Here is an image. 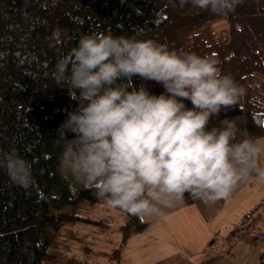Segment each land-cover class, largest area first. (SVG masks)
Segmentation results:
<instances>
[{"label":"trees","instance_id":"1","mask_svg":"<svg viewBox=\"0 0 264 264\" xmlns=\"http://www.w3.org/2000/svg\"><path fill=\"white\" fill-rule=\"evenodd\" d=\"M222 18L228 26L212 30ZM94 33L150 38L180 53L214 57L244 94L208 124L242 116L247 133L264 138V0H242L228 15L196 8L191 0H0V154L14 152L29 173L25 186L0 166V264H56L47 228L57 236L77 222L104 226L85 212V203L105 201L91 186L78 193L63 174L59 138L60 125L79 101L67 79L58 83L57 65L82 36ZM141 85L155 95L165 91L139 76L126 84ZM125 214L123 242L148 226L142 216ZM252 232L244 234L249 241H264V232ZM112 255L119 261L120 249Z\"/></svg>","mask_w":264,"mask_h":264},{"label":"clouds","instance_id":"2","mask_svg":"<svg viewBox=\"0 0 264 264\" xmlns=\"http://www.w3.org/2000/svg\"><path fill=\"white\" fill-rule=\"evenodd\" d=\"M191 3L228 15L242 0ZM135 76L165 91L126 86ZM65 79L79 103L59 128L62 164L109 207L163 218L186 194L216 203L241 184H264V142L234 120L207 127L244 94L214 57L180 53L150 38L94 33L82 36L70 58L58 63V83ZM0 166L27 185L28 169L14 152L0 154Z\"/></svg>","mask_w":264,"mask_h":264},{"label":"crops","instance_id":"3","mask_svg":"<svg viewBox=\"0 0 264 264\" xmlns=\"http://www.w3.org/2000/svg\"><path fill=\"white\" fill-rule=\"evenodd\" d=\"M226 120L236 121L240 130L247 133L242 116ZM222 121L210 123L207 127L209 130L222 127ZM259 139L264 142V138ZM253 190L262 194L264 199V184L248 182L241 184L228 199L216 203L191 200L186 194L185 202L166 209L163 218L142 216L148 223L147 228L133 234L126 242L122 241L119 261L111 253L108 264L231 263L236 260L237 252V249L231 251V246L235 247L240 240L249 241L251 237L244 234H253L256 224L260 226L259 232H264V222L260 224L258 217L252 221L253 217L247 214L255 205ZM217 244L225 249L213 255ZM258 244L264 247V241Z\"/></svg>","mask_w":264,"mask_h":264},{"label":"rangeland","instance_id":"4","mask_svg":"<svg viewBox=\"0 0 264 264\" xmlns=\"http://www.w3.org/2000/svg\"><path fill=\"white\" fill-rule=\"evenodd\" d=\"M228 23L229 20L227 18H222L212 22L211 27L212 30L219 31L227 27ZM62 169L63 174L75 183L78 193L82 188L88 186L77 180L63 164ZM253 192L252 201H254L255 205L247 214L253 217L252 221L258 217L257 221L261 224L264 222V199L262 194H258L255 190ZM260 197L263 200H260ZM85 206H89L88 209H85V212L94 218L102 220L104 226L94 223L77 222L63 229L57 236H53L52 228H47V235L52 238L49 252L59 256L56 264H108L109 255L121 247L122 233L119 226L127 220L125 211L109 207L105 202H86ZM69 209L70 207L68 206L60 211L66 212ZM60 211L55 209L54 214H58ZM256 229H260L258 224H256ZM221 240L222 238L219 241ZM214 249L217 251H214L213 255H216L218 251L220 252L225 249V246L217 244ZM231 249L233 252L237 249L236 260H232L229 264H264V247L252 241L240 240L235 247L231 246Z\"/></svg>","mask_w":264,"mask_h":264}]
</instances>
